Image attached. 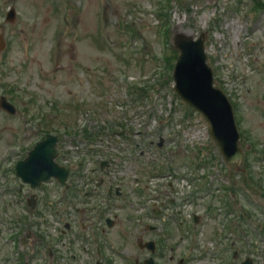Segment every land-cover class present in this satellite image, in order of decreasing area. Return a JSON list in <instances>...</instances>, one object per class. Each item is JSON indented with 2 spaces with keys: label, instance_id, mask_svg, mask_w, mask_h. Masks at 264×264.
I'll use <instances>...</instances> for the list:
<instances>
[{
  "label": "rangeland",
  "instance_id": "rangeland-1",
  "mask_svg": "<svg viewBox=\"0 0 264 264\" xmlns=\"http://www.w3.org/2000/svg\"><path fill=\"white\" fill-rule=\"evenodd\" d=\"M164 4L0 0V36L5 43L0 51V95L16 108L12 117L0 111V191L11 175L7 167L14 163L3 159L18 153V147H7L32 127L22 122H33L41 114L47 130L60 137L62 153L69 150L65 157L83 160L85 176L93 168L98 173V162L105 160L103 179L120 185L123 194L104 214L93 210L102 202L101 194L94 202L80 198L76 206L64 207L67 219L109 214L113 264H141L147 253L138 249L137 237L156 241V264H176L181 256L187 257L183 264H220V258L232 264L230 252L216 254L231 241L238 253L234 262L250 258L264 264V0H169L161 8ZM9 7H14L15 18L7 24L4 14ZM177 33L205 35L213 83L233 107L240 133L239 172L223 162L205 119L173 92L171 71L160 59L166 54L171 62L175 59L178 52L171 40ZM134 83L146 91L142 98L132 95L133 101L125 86ZM32 129L24 133L28 141L38 130ZM123 129L133 140L113 143L110 132ZM91 186L93 181L86 188L80 185V196ZM6 191L0 194L3 204L13 198ZM146 200L148 207L157 201V208L180 215L161 221L159 231L140 235L142 225L133 229L139 219L136 212L150 211ZM18 210L0 206L1 220L11 212L17 216ZM42 210L40 204L30 213L23 209L24 221L50 220ZM192 215L199 221L190 236ZM230 223L234 232L226 227ZM190 237L197 244L194 250L189 249ZM23 252L29 257L28 249Z\"/></svg>",
  "mask_w": 264,
  "mask_h": 264
},
{
  "label": "flooded vegetation",
  "instance_id": "flooded-vegetation-1",
  "mask_svg": "<svg viewBox=\"0 0 264 264\" xmlns=\"http://www.w3.org/2000/svg\"><path fill=\"white\" fill-rule=\"evenodd\" d=\"M25 125L32 126L29 129H35V127H41V122H26ZM29 129H27V135L30 134ZM32 131L34 130L32 129ZM36 132L30 141L28 138L20 140L24 143L21 148L22 155L16 157L15 162L23 161L36 143L45 140V135H41V129L36 130ZM61 156L59 151L52 157V162L58 166H64L67 170L65 183L59 181V178L51 177L34 188L29 183L20 182L15 176V165L9 169L11 175L7 177V189L9 194L15 198L14 204L10 200L11 205L19 208V210L26 208L30 213L40 204L43 208L42 214L51 217V219L47 220L45 217L46 220L6 224L0 220V264H24L29 260L31 261L30 264L37 262L39 264L41 262L45 264H91L92 262L93 264H113L109 214L78 217L81 218L78 223L79 230L72 232L75 217L65 218L64 207L65 205L79 204L78 182L80 181L81 184L87 186L93 180L95 173L97 180L90 190L92 196L89 197L93 202L102 194L104 198L100 199L102 201L100 204L104 207L108 204V207H111L110 204L113 205L117 202L112 201V198L117 197V200L123 192L120 188L119 192L112 190L109 181L103 179L102 171L104 169L99 167L97 173L93 168L87 176L79 177L77 169L71 165V161L62 160ZM108 175L109 172L105 171V176ZM79 178L80 180H78ZM105 179L107 178L105 177ZM68 192V198L65 200V193ZM91 192H86L85 195H89ZM30 205H33V209L28 208ZM167 211V209H159L136 212L139 217L141 216L139 226L142 225L145 229L140 231V235L144 231L150 234L158 231V228L162 226V219H168L169 213ZM197 220H199L198 217ZM136 239L141 240L140 237ZM89 240H91L93 249L88 247ZM144 240L151 239L146 237ZM82 244H85V247ZM27 249L29 250V257L24 258L25 252L22 250L26 251ZM85 253L87 257L83 258L82 255ZM169 260L172 261L173 257H170Z\"/></svg>",
  "mask_w": 264,
  "mask_h": 264
},
{
  "label": "water",
  "instance_id": "water-1",
  "mask_svg": "<svg viewBox=\"0 0 264 264\" xmlns=\"http://www.w3.org/2000/svg\"><path fill=\"white\" fill-rule=\"evenodd\" d=\"M14 17V11L10 10L7 14V20L11 21ZM173 41L175 49L179 52L171 74L176 94L206 119L210 134L219 146L223 160L238 165L242 153L238 148V132L235 128L232 108L226 96L212 84V73L207 65L204 51L205 35L201 33L196 40H193L190 35L185 36L177 33ZM2 46L3 43L0 41V48ZM0 107L9 114L15 111L14 106L9 104L4 97L0 98ZM47 136V140L39 143L26 159L33 163L36 162L33 168H28L26 162L17 165L18 175L23 181L32 182V179L40 178L39 172L45 168L40 157L43 153L52 150L56 142V137ZM159 145H161L160 142ZM53 156L51 152V157ZM48 162L51 168H55L51 164V158H48ZM50 175L54 174L48 173L46 176H41V179L47 180ZM65 176L66 171L62 169L61 179L63 180ZM145 246L151 251L154 249V244L145 243ZM145 264L153 263L149 259L145 261ZM243 264H252V262L246 259Z\"/></svg>",
  "mask_w": 264,
  "mask_h": 264
},
{
  "label": "trees",
  "instance_id": "trees-1",
  "mask_svg": "<svg viewBox=\"0 0 264 264\" xmlns=\"http://www.w3.org/2000/svg\"><path fill=\"white\" fill-rule=\"evenodd\" d=\"M256 4H258V2H256ZM258 6H259V7H262L261 4H258ZM167 64H168V70H169L170 67H171V64H170V63H167ZM142 90H143V89H141V88H136V89L134 90V93H135L136 95L140 96ZM144 94H145V93H144Z\"/></svg>",
  "mask_w": 264,
  "mask_h": 264
}]
</instances>
